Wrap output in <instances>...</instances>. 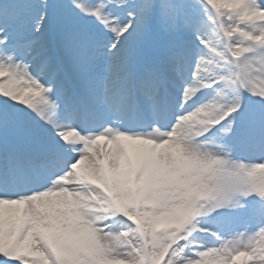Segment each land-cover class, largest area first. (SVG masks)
<instances>
[{"label":"snow or ice","instance_id":"6c2138e0","mask_svg":"<svg viewBox=\"0 0 264 264\" xmlns=\"http://www.w3.org/2000/svg\"><path fill=\"white\" fill-rule=\"evenodd\" d=\"M0 264H264V0H0Z\"/></svg>","mask_w":264,"mask_h":264}]
</instances>
